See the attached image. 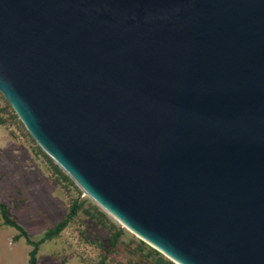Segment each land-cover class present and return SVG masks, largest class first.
<instances>
[{
	"label": "water",
	"instance_id": "1",
	"mask_svg": "<svg viewBox=\"0 0 264 264\" xmlns=\"http://www.w3.org/2000/svg\"><path fill=\"white\" fill-rule=\"evenodd\" d=\"M0 92L173 263L264 264V0H0Z\"/></svg>",
	"mask_w": 264,
	"mask_h": 264
},
{
	"label": "rangeland",
	"instance_id": "2",
	"mask_svg": "<svg viewBox=\"0 0 264 264\" xmlns=\"http://www.w3.org/2000/svg\"><path fill=\"white\" fill-rule=\"evenodd\" d=\"M0 204L26 234L0 213V264H28L26 239L38 241L71 212L61 232L39 246L37 264H175L91 200L37 144L1 92Z\"/></svg>",
	"mask_w": 264,
	"mask_h": 264
},
{
	"label": "trees",
	"instance_id": "3",
	"mask_svg": "<svg viewBox=\"0 0 264 264\" xmlns=\"http://www.w3.org/2000/svg\"><path fill=\"white\" fill-rule=\"evenodd\" d=\"M0 213L2 215L3 221L6 225L12 226L16 231H18L20 234H25V232L23 231V229L15 222H13L9 216H8V212L7 209L5 207V205L0 204ZM75 215V212H71L69 217L64 220L63 222L59 223L58 225H56L51 232L46 233L42 238H40L38 241H30L28 238L26 239V241L29 243L30 246H32V250L29 252L28 255V264H37V260H36V254L38 251L39 246L44 243L46 240L50 239L51 237L59 234L61 232V230L66 226L68 220L70 218H72Z\"/></svg>",
	"mask_w": 264,
	"mask_h": 264
},
{
	"label": "bare ground",
	"instance_id": "4",
	"mask_svg": "<svg viewBox=\"0 0 264 264\" xmlns=\"http://www.w3.org/2000/svg\"><path fill=\"white\" fill-rule=\"evenodd\" d=\"M29 132V131H28ZM30 133V132H29ZM36 141V140H35ZM38 144V143H37ZM39 145V144H38ZM40 146V145H39ZM41 147V146H40ZM42 148V147H41ZM43 149V148H42ZM43 151L47 154V152L43 149ZM48 155V154H47ZM50 157V156H49ZM51 158V157H50ZM52 159V158H51ZM53 160V159H52ZM54 161V160H53ZM55 162V161H54ZM56 163V162H55ZM57 164V163H56ZM58 165V164H57ZM59 166V165H58ZM60 167V166H59ZM61 168V167H60ZM62 169V168H61ZM63 170V169H62ZM64 171V170H63ZM65 172V171H64ZM66 173V172H65ZM67 174V173H66Z\"/></svg>",
	"mask_w": 264,
	"mask_h": 264
}]
</instances>
